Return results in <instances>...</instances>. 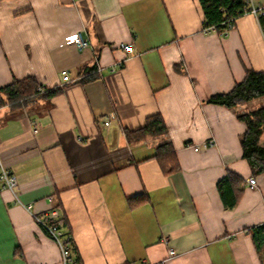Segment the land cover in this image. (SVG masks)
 <instances>
[{"label":"crops","instance_id":"1","mask_svg":"<svg viewBox=\"0 0 264 264\" xmlns=\"http://www.w3.org/2000/svg\"><path fill=\"white\" fill-rule=\"evenodd\" d=\"M79 31L92 49L66 44ZM247 69L264 71V31L252 14L222 36L204 32L199 0H0V87L34 77L62 89L0 108V157L18 179L15 193L0 185V264H61L33 217L52 210L67 218L83 264H264L245 231L264 224V174L243 157L245 123L207 103ZM153 114L177 152L181 170L171 175L155 158L164 138L126 135ZM229 171L245 181L233 209L217 188Z\"/></svg>","mask_w":264,"mask_h":264},{"label":"trees","instance_id":"2","mask_svg":"<svg viewBox=\"0 0 264 264\" xmlns=\"http://www.w3.org/2000/svg\"><path fill=\"white\" fill-rule=\"evenodd\" d=\"M199 2L204 13V28L213 29L220 35L227 26L223 23H230L234 27L236 20L245 15L247 7L245 0H199ZM259 22L264 31V16L259 18ZM61 90L59 87L47 88L39 85L34 77L15 80L12 84L0 87V108L7 104L27 105L37 97L50 98ZM262 97H264V71L247 69L245 79L237 82L230 92L215 94L207 100V103L233 110L239 121L245 123L247 129L240 137L243 157L248 161L255 175L264 174V106L247 112L237 111V106ZM126 135L130 142H138L147 137L164 138L157 146L155 154L162 172L165 175H171L181 170L176 149L168 138V126L161 114L148 116L142 128L133 132L126 130ZM244 182L242 177L229 171L227 176L217 184L226 209L237 206L243 194ZM61 220L65 232L73 236L67 218L63 216ZM245 231L252 236L257 250L260 251L264 243V224ZM73 251L76 259L80 260L74 240Z\"/></svg>","mask_w":264,"mask_h":264},{"label":"built area","instance_id":"3","mask_svg":"<svg viewBox=\"0 0 264 264\" xmlns=\"http://www.w3.org/2000/svg\"><path fill=\"white\" fill-rule=\"evenodd\" d=\"M247 7L245 10V14H252L257 18L264 16V6L255 5L254 0H245ZM223 24H227V26L222 30L221 35L225 36L229 33V31L233 28L232 24L224 22ZM212 29H205L204 32L208 33ZM66 44L75 46L79 51H84L87 49H92L93 45L89 38V36L85 35L83 31H79L76 34L69 36L66 39ZM119 47L124 49L127 53H133L134 47L132 45L126 46L124 43L119 44ZM101 67L97 68V74H101ZM64 82H72L69 72L64 70L62 72ZM116 119V116L112 114L106 121L105 126H109L111 121ZM35 125V123H34ZM37 130H35L36 132ZM215 145V140L211 139L202 145H195L193 148L195 151L204 150L207 148H211ZM248 184L252 188L257 187V181L255 178H250L248 180ZM0 185L3 189H8L13 193L16 192L18 187V179L17 176L5 166L3 160L0 157ZM31 206H28L30 209ZM33 217L40 224L49 236L56 242L61 252V264H83L80 260H77L73 251V236L67 232H65L63 223L61 220V216L57 210H52L50 212L45 213L44 215L33 214ZM175 255L174 250H169V257H173ZM134 264V263H132Z\"/></svg>","mask_w":264,"mask_h":264},{"label":"rangeland","instance_id":"4","mask_svg":"<svg viewBox=\"0 0 264 264\" xmlns=\"http://www.w3.org/2000/svg\"><path fill=\"white\" fill-rule=\"evenodd\" d=\"M259 102H264V99H260ZM260 252L264 260V243L261 245Z\"/></svg>","mask_w":264,"mask_h":264}]
</instances>
